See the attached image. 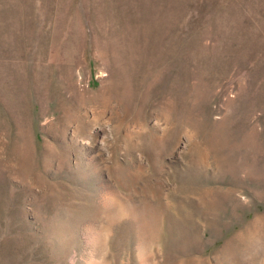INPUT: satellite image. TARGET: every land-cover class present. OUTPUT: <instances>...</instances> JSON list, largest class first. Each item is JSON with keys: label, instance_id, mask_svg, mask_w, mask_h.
<instances>
[{"label": "rangeland", "instance_id": "rangeland-1", "mask_svg": "<svg viewBox=\"0 0 264 264\" xmlns=\"http://www.w3.org/2000/svg\"><path fill=\"white\" fill-rule=\"evenodd\" d=\"M0 264H264V0H0Z\"/></svg>", "mask_w": 264, "mask_h": 264}, {"label": "bare ground", "instance_id": "bare-ground-1", "mask_svg": "<svg viewBox=\"0 0 264 264\" xmlns=\"http://www.w3.org/2000/svg\"><path fill=\"white\" fill-rule=\"evenodd\" d=\"M23 149V148H22ZM27 150V149H26ZM24 151V150H23ZM29 151V150H28ZM57 156H59V155H57ZM30 157V156H29ZM48 157H49V154H48ZM61 159V158H60ZM62 159H63V156H62ZM64 159H66V157L64 158ZM45 163V162H44ZM47 165V164H46ZM47 168V167H46ZM116 197V196H115ZM112 199H115V198H112ZM119 201V200H118Z\"/></svg>", "mask_w": 264, "mask_h": 264}]
</instances>
